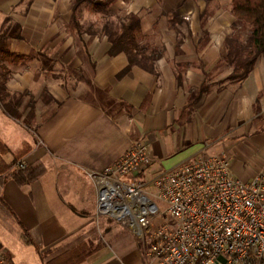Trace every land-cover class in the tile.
<instances>
[{
    "label": "crops",
    "instance_id": "crops-1",
    "mask_svg": "<svg viewBox=\"0 0 264 264\" xmlns=\"http://www.w3.org/2000/svg\"><path fill=\"white\" fill-rule=\"evenodd\" d=\"M27 3L0 0V180L18 161L42 171L0 184V243L14 264H62L82 244L98 248L80 264L143 263L90 177L136 141L154 161L148 178L201 153L224 154L245 182L264 173V55L246 80H227L231 1L118 0L113 17L137 15L140 45L161 54L154 73L125 72L127 55L90 32L99 15L83 9L85 31L70 29L72 0ZM170 16L184 23L170 28Z\"/></svg>",
    "mask_w": 264,
    "mask_h": 264
},
{
    "label": "built area",
    "instance_id": "built-area-1",
    "mask_svg": "<svg viewBox=\"0 0 264 264\" xmlns=\"http://www.w3.org/2000/svg\"><path fill=\"white\" fill-rule=\"evenodd\" d=\"M153 162L147 144L136 141L90 175L101 212L138 236L144 264H264L263 172L245 182L224 154L201 153L148 178ZM7 258L0 243V264Z\"/></svg>",
    "mask_w": 264,
    "mask_h": 264
},
{
    "label": "trees",
    "instance_id": "trees-1",
    "mask_svg": "<svg viewBox=\"0 0 264 264\" xmlns=\"http://www.w3.org/2000/svg\"><path fill=\"white\" fill-rule=\"evenodd\" d=\"M33 1L27 0V4L31 5ZM117 1L72 0V17L69 28L78 31L80 34L85 31L84 25L80 24V13L83 9L99 15L100 20L96 24L97 30H90V32L94 35L99 34L108 38L112 45L111 56H116L120 53L127 55L129 66L125 72L134 66H139L148 72L154 73L155 62L160 58L161 54L156 49L149 51L145 46L140 45L141 20L137 15L130 14L124 18L113 17L110 9ZM230 1L232 13L237 22L245 29H248L246 40H242L238 35L234 34L227 37L225 41L227 48L226 66L232 70L227 80L233 83H241L248 78L258 60L264 55V0ZM168 19L170 28H176L177 25L184 23V19L178 16H170ZM204 90L205 87L202 91ZM16 163L13 170L9 171V174L0 180L1 185L9 179L16 181L20 185H25L37 180L42 173L39 166L17 170L15 169ZM97 248L93 244H82L64 259H61L62 264H80ZM5 264L14 263L8 257Z\"/></svg>",
    "mask_w": 264,
    "mask_h": 264
},
{
    "label": "rangeland",
    "instance_id": "rangeland-1",
    "mask_svg": "<svg viewBox=\"0 0 264 264\" xmlns=\"http://www.w3.org/2000/svg\"><path fill=\"white\" fill-rule=\"evenodd\" d=\"M228 1H230V0H228ZM98 18V17H97ZM99 19V18H98ZM236 24V25H235ZM238 35L242 40H246V38H247V36H248V29H245L242 25H240L238 22H237V20L235 21V23L232 25V32H231V35ZM230 35V36H231ZM229 37V36H228ZM227 39V38H226ZM226 39H225V41H226ZM224 45H225V43H224ZM226 55H227V48H226V45H225V54H224V60H223V65L224 66H226V60H225V57H226ZM149 191L150 190H152V187H149V189H148ZM155 201V203L157 204V206L159 207V209H160V211L161 212H164V211H166L167 210V204L166 203H164V202H162V201H160V200H154ZM116 226V224L115 223H113V224H111V226ZM127 229V228H126ZM129 230V229H128ZM130 231V230H129ZM131 232V231H130ZM1 235L0 236H5V237H7V238H9L8 237V232H1L0 233ZM98 234H99V232H98ZM140 246H141V244H140ZM141 248H142V246H141ZM144 260V259H143ZM145 261V260H144ZM144 261H143V263L142 264H144Z\"/></svg>",
    "mask_w": 264,
    "mask_h": 264
}]
</instances>
